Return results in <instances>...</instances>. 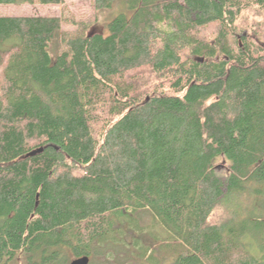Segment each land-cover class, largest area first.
Masks as SVG:
<instances>
[{"label":"trees","instance_id":"obj_1","mask_svg":"<svg viewBox=\"0 0 264 264\" xmlns=\"http://www.w3.org/2000/svg\"><path fill=\"white\" fill-rule=\"evenodd\" d=\"M126 6L55 57L63 16L0 17V264H264V0Z\"/></svg>","mask_w":264,"mask_h":264},{"label":"rangeland","instance_id":"obj_2","mask_svg":"<svg viewBox=\"0 0 264 264\" xmlns=\"http://www.w3.org/2000/svg\"><path fill=\"white\" fill-rule=\"evenodd\" d=\"M122 13H128L126 0H118L111 9H98L95 5V0H64V3L62 5L54 6L29 4L0 5V17L63 16L65 20H68V23H66L65 21L63 22L61 31L57 33L55 39L50 45V51L53 57H55L56 53L61 47V34H63V32H75L78 30L75 24H71L69 22L85 23L89 24L91 26V29L96 28L102 30L107 23L114 20ZM263 20L264 12L260 9H254L243 13L240 18V24H243L244 28L242 32H244V34L248 35L250 38H253V41H255L256 43L260 42V40L263 42ZM213 29V27L211 29H207L204 32V35L210 37ZM255 35H258L259 39L254 37ZM143 73L144 76H142L141 70L138 71L139 79L142 86L148 89L149 84L155 83H151L150 80H148L150 79V75H148L146 72ZM216 168L218 175L223 179V177L228 173V164L225 160H219L216 163ZM230 213L231 212L229 211V208L225 205L221 198L212 211L211 221L216 223L222 222L226 220L229 215H231ZM18 264L21 263L19 262Z\"/></svg>","mask_w":264,"mask_h":264},{"label":"water","instance_id":"obj_3","mask_svg":"<svg viewBox=\"0 0 264 264\" xmlns=\"http://www.w3.org/2000/svg\"><path fill=\"white\" fill-rule=\"evenodd\" d=\"M90 35H93V33H91ZM43 152H44V148L35 149L32 152L28 153L26 155V158L34 157V156L39 155ZM70 264H90V258H89V256H83V257H80V258L73 260Z\"/></svg>","mask_w":264,"mask_h":264}]
</instances>
